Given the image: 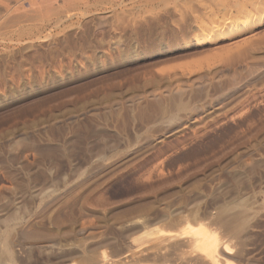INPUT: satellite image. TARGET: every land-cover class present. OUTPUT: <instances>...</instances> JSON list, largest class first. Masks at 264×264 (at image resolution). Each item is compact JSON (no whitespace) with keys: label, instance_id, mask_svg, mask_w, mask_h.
<instances>
[{"label":"rangeland","instance_id":"374dc122","mask_svg":"<svg viewBox=\"0 0 264 264\" xmlns=\"http://www.w3.org/2000/svg\"><path fill=\"white\" fill-rule=\"evenodd\" d=\"M217 2L0 0V264H264V20L197 44Z\"/></svg>","mask_w":264,"mask_h":264},{"label":"bare ground","instance_id":"6f19581e","mask_svg":"<svg viewBox=\"0 0 264 264\" xmlns=\"http://www.w3.org/2000/svg\"><path fill=\"white\" fill-rule=\"evenodd\" d=\"M217 3L215 11L207 12V16L198 20L193 36L197 44L217 43L229 36H243L254 31L253 28L264 20V0H233V2L218 0ZM196 235L200 247L214 259L218 250V240L204 229L197 230Z\"/></svg>","mask_w":264,"mask_h":264}]
</instances>
